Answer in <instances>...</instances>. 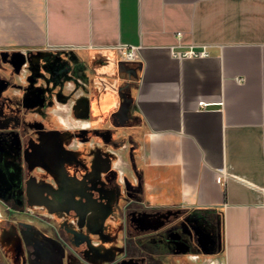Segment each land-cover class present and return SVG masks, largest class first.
<instances>
[{"label":"crops","instance_id":"obj_1","mask_svg":"<svg viewBox=\"0 0 264 264\" xmlns=\"http://www.w3.org/2000/svg\"><path fill=\"white\" fill-rule=\"evenodd\" d=\"M39 45L104 57L121 46L137 50V148L122 152L126 166L118 160L119 193L102 195L107 169L89 172L83 184L95 185L98 199L88 208L104 212L95 222L78 210L91 227L78 236L106 237L97 252L112 251L126 228L117 232L111 211L127 195L155 212L131 218L139 231L156 227L163 211L177 214L211 264H264V0H0V49ZM175 47L209 56L179 60ZM43 203L57 208L42 194ZM11 236L30 264L14 233L3 235L1 252Z\"/></svg>","mask_w":264,"mask_h":264},{"label":"rangeland","instance_id":"obj_2","mask_svg":"<svg viewBox=\"0 0 264 264\" xmlns=\"http://www.w3.org/2000/svg\"><path fill=\"white\" fill-rule=\"evenodd\" d=\"M0 53L5 56L4 59H0L4 65L2 67L0 63V120L6 121V124L0 125V136L17 132L28 148L40 145L42 136L46 134L56 135L60 141L56 158L47 152L43 153L41 158H37L36 154L24 158L27 164L25 167L22 164L18 176H21V192L26 195L27 201L16 208L17 213L10 216V222L5 223L0 219V233L3 235L14 233L21 240L19 231L23 227L24 238L32 247L29 251L30 264H94L95 262L87 260L84 254L68 253L62 243L52 235L51 228L47 224L42 223L43 229L37 231L32 228H38V220L46 218L57 230L63 229L64 233H68L64 230L62 221L66 220L67 225L75 226L76 221L80 219L78 210H87L88 214L93 213L95 222H98L103 215L104 211L99 204L95 206L96 209L88 208L97 202L98 189L95 185L89 187L82 183L80 174L83 170L75 168L74 173L66 171L68 156L84 148L89 154L84 159L89 163L93 158L94 148L100 145L107 153L113 154L115 162L120 164L118 160L121 159V166L127 165L125 159L123 160L122 152H131L137 148L135 130L142 127L140 119L134 112L131 97L139 70L137 60L126 59L125 54L119 49L105 53L104 57L102 56L104 53L95 51L50 50L42 45L28 49L4 48L0 49ZM19 56L28 64L24 85H18L16 80L18 71L15 60ZM111 62L113 68H108ZM81 82L84 84L82 85ZM11 103L20 105L22 111L13 110ZM89 109L102 116L94 118ZM14 117H16V127L9 124V120ZM56 121L63 123V126H57ZM82 124L86 125L82 126L83 129L88 125L90 129L81 131L79 127ZM64 125L73 128L71 134H67ZM83 134H87V139L84 140ZM73 143L78 145L77 149L70 148ZM123 178L126 183L127 177ZM30 180L35 182L31 184ZM42 194L48 200L55 202L57 207L55 211L41 204ZM125 198L127 199L121 198L115 202L111 213L118 218L119 228L121 223H124L125 235L129 238L127 232L131 233L133 227L130 219L135 216L129 213V210L136 213L137 209L143 211L144 208L138 207L140 203L136 200L128 201L127 195ZM122 213L126 214L125 220L122 219L123 222H121ZM142 216L154 218L155 213ZM159 216L160 221L157 222L156 227L140 230L137 236L131 234L135 239L126 244L129 256L134 258L137 256L135 246L141 247L145 252L161 253L162 250L158 249L160 244L144 241L139 245V241L140 238L147 239L158 234H166L172 242L171 249L158 261L149 259V256L142 253L140 256L145 258L141 260L143 263L144 261L150 264L212 263L213 259L203 255L191 238H188L189 243L181 240L176 225L178 215L170 216L163 211ZM119 231L121 233V230ZM74 233L71 231V234L67 235H71L72 238H67L68 236L61 232V237L71 241V244L74 243V247L83 249L82 252L87 253L88 256H92L89 244H78ZM121 236L122 234L117 239L118 246L119 244L124 246L126 242ZM91 240L96 242V239ZM215 244L218 249V240ZM22 248L24 249L23 243ZM116 251L118 249L114 251L108 249L106 254L108 257L102 258L101 261L113 263ZM121 253L119 252L120 255ZM2 255L0 264H14L5 246ZM21 261V264H28L23 258ZM123 261L125 264H138V261L133 259L125 258Z\"/></svg>","mask_w":264,"mask_h":264},{"label":"flooded vegetation","instance_id":"obj_3","mask_svg":"<svg viewBox=\"0 0 264 264\" xmlns=\"http://www.w3.org/2000/svg\"><path fill=\"white\" fill-rule=\"evenodd\" d=\"M4 59L5 56L3 53H0V59ZM15 67L16 70L18 71V75L16 76V80L18 85H24L25 81H26V74H27V66L28 64L26 63L25 60L21 59L20 56L16 58L15 60ZM1 63V66L4 67L3 63ZM81 84L83 85L84 83L81 82ZM13 110H18V111H22V108L20 107V105H17V103H11L10 105ZM1 124H6L5 120H0V125ZM9 124H11L13 127L17 126V122H16V117L12 118V120H9ZM57 126H63V123L56 121ZM82 126H86L84 124L80 125L79 129L81 131H86L88 129H90V125H88L87 128H82ZM65 127V125H64ZM65 129L68 131L67 134H71V130H73V128L71 127H65ZM53 134H47L45 136H42V141L40 145H37L35 148H28L25 147L24 141H22L21 136L19 135V133L17 132H9L7 134H2L0 136V219H3L5 223L10 222L9 218L11 215H14V213L16 212V208L20 207L22 202H26L27 201V197L25 194H22L21 192V187H22V180H21V176H18V174L20 175L19 172H21V166L22 164L24 165V167L26 166L25 164H27L24 160L27 159L28 156H34V154H36L35 156L37 158H41L43 153L47 152L53 155V157H57L58 156V147H59V143L57 142L58 137H55L57 140H53L50 141L49 137ZM87 134H83V138L84 140L87 139ZM47 136V137H46ZM56 136V135H54ZM47 138V139H46ZM46 139V140H45ZM71 149H77L78 145L76 143H73L70 146ZM104 148L102 146H97L94 148L93 150V158L91 160V162L87 163L85 162V156H88L89 154L86 153V149L82 148L79 149L75 152H73V154L68 156V164H67V168L66 171L69 173H74L75 172V168L77 169H82V173L80 174L81 176V180L82 183H85L86 181H89L90 178V171L93 173L94 170L99 171V170H103V169H107L108 173L106 174V179L105 182L108 183L107 186H109L108 190H105L107 186L103 185L101 186V191H105L102 192L103 196H109V191L110 192H118L116 188V184L117 182L120 183L119 180V171L117 168L119 166L118 162H115L114 156L113 154H109L107 153ZM90 158V157H89ZM84 159V162H83ZM108 164V165H107ZM110 174V175H109ZM72 175V174H71ZM116 177V180L114 181V178ZM48 202H50V200H48ZM53 203V202H52ZM44 206H46L43 203ZM47 207V206H46ZM50 207H56L55 202L53 203V206ZM52 209V208H51ZM128 211H126L127 213ZM129 213L134 214L135 217H141V215H150V214H154L155 212L153 211H140L137 209V212L135 213V211L133 212V210H129ZM20 214V213H19ZM123 214V213H122ZM159 214V213H158ZM161 214V213H160ZM2 215H6L5 217H3ZM125 215L123 214L121 217L124 218L125 220ZM177 215V214H176ZM115 217V216H114ZM134 217V216H133ZM116 218V217H115ZM34 219V218H33ZM118 219V218H117ZM112 221H110L111 223ZM131 222V219H130ZM39 223V227L38 228H32L33 230H40L43 229L42 227H44L42 225V223L47 224L50 228H51V233L52 235L62 243V245L64 246V248L67 250L68 253H76V254H84V257L87 258V260L89 259V261H93L95 262L94 264H108L105 263L103 261H101L102 258H106L108 257L107 252L108 250H104V251H98V248L100 247L101 243H104L106 240L105 238H93L96 239V242H92L93 240H91L92 238L86 235H77L76 231H80L85 232L87 230H89V228L91 229V227L88 226V224L86 223V220H81L79 219L78 221H76V225L75 226H70L67 225L66 220L62 221V225L64 230H67L66 232L68 233H64L63 229H59L57 230L50 222L48 219L46 218H42L38 220ZM74 223V222H73ZM132 223V222H131ZM28 224V223H27ZM113 225H116L117 227V232H119V226L118 224H115V221L112 223ZM133 224V225H132ZM131 225L133 226L131 228V233L127 232V235L129 236L124 238V246L123 244H119L117 243V239H118V233H117V239H116V246L115 247H123L120 250L116 251V258L113 259V263L110 264H125L124 263V259H133L138 261V264H150L149 262H145L144 263L141 261L142 259L145 260L144 257L140 256L142 253L149 256V259L153 258V259H157L155 261H158L159 258L165 256V254H167V251L170 250L171 248V240L166 236V234H158L157 236H153V237H148L147 239H141L139 241V245H141L144 241H148L151 242L153 244H160L158 249H160V251L162 250L161 253L158 252H145L142 249H139V246H135V255H137L135 258L133 256H129L128 255V249L126 247V244L128 241H134L135 237H133V235H131L132 233L136 234V236L139 234V230L137 229V225H139V223H132ZM177 226V231L178 234H181V240H186V242L189 243L188 240V236L186 234H184L182 232V228L179 224H176ZM41 227V228H40ZM78 229H76V228ZM72 232H75V240L78 242V244H83L85 242H87L88 240H90L92 242V244L94 245L93 247L96 248L94 249L91 245H89V247L92 249L90 251V254L88 256L87 253L82 252V250L77 247H74V243H70L68 240H65L61 237V232L64 235L67 234H71ZM20 233V237L22 240V243L24 244V251L28 252L30 250H32V247L29 246L26 239L24 238L23 233H25L23 227H21V231H19ZM125 234H126V229H125ZM67 238H72L71 235H67ZM139 238V237H138ZM70 243V244H69ZM25 244H27V246H25ZM89 244V243H88ZM111 249L112 251L116 250V248ZM191 248V247H190ZM119 252L121 253V255L119 254ZM98 254V255H97ZM97 255V256H96ZM157 256V257H156ZM0 257L3 258L1 249H0ZM118 257L119 261H118ZM120 262V263H118Z\"/></svg>","mask_w":264,"mask_h":264},{"label":"built area","instance_id":"obj_4","mask_svg":"<svg viewBox=\"0 0 264 264\" xmlns=\"http://www.w3.org/2000/svg\"><path fill=\"white\" fill-rule=\"evenodd\" d=\"M179 36V34H177ZM124 54L126 59L134 60L137 58V50L130 46H121L118 48ZM170 54L179 60L181 59H197L206 58L209 56L208 52L204 48H193L189 47L187 49H178L177 47L170 49ZM208 105L205 103H199V107L206 108Z\"/></svg>","mask_w":264,"mask_h":264},{"label":"water","instance_id":"obj_5","mask_svg":"<svg viewBox=\"0 0 264 264\" xmlns=\"http://www.w3.org/2000/svg\"><path fill=\"white\" fill-rule=\"evenodd\" d=\"M8 237H10V236H8ZM2 239H3V234L0 233V243H2ZM20 246L17 243V240L15 239V237L14 238L12 237V241H10V242L8 241V246L6 247L7 253L11 254L14 264H21L22 263L21 260L23 257L20 256V249H19ZM11 249H13V250H11Z\"/></svg>","mask_w":264,"mask_h":264}]
</instances>
